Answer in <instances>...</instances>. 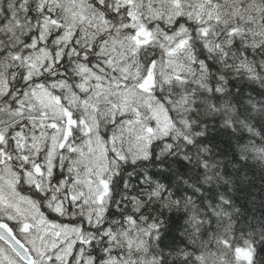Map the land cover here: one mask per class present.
<instances>
[{
  "label": "trees",
  "instance_id": "16d2710c",
  "mask_svg": "<svg viewBox=\"0 0 264 264\" xmlns=\"http://www.w3.org/2000/svg\"><path fill=\"white\" fill-rule=\"evenodd\" d=\"M88 2L91 17L104 13L128 33L137 31L130 26V7H117L114 0ZM219 2L221 17L205 23L183 16L157 21L169 33L189 30L188 48L198 69L170 82L157 77L153 83L150 92L165 103L173 128L151 144L148 157L117 156L111 144L115 125L100 114L101 133L116 163L106 212L89 222L81 202H72L77 164L72 148L83 141L87 126L80 110L68 105L66 91L79 90L86 77L83 67L104 64L99 54L109 34L86 39L79 24L71 42L58 44L65 28L71 30L58 1L0 0V80L8 86L7 93H0V122L7 123L0 142L5 162L20 174L36 163L43 172L48 168L47 144L40 151L41 163L33 155L40 128L30 117L10 119L28 110L24 99L31 89L50 86L78 122L63 136L51 176L33 185L23 178L20 189L51 214L62 200L69 219L82 227L85 256L97 264L117 258L123 264H264V0ZM47 20L53 22L48 31ZM144 22L149 31L157 26ZM158 41L137 46L133 61L142 73L165 54ZM37 43L51 50L55 60L48 70L30 75ZM20 133L25 150L19 146ZM127 232L130 237L138 233L144 245L132 246L123 237ZM241 249L251 255L241 257Z\"/></svg>",
  "mask_w": 264,
  "mask_h": 264
},
{
  "label": "rangeland",
  "instance_id": "374dc122",
  "mask_svg": "<svg viewBox=\"0 0 264 264\" xmlns=\"http://www.w3.org/2000/svg\"><path fill=\"white\" fill-rule=\"evenodd\" d=\"M55 1L63 6L71 27V30L65 28L67 30L58 38V44L64 40L67 44L71 42L73 31L79 24H83L86 39L95 40L94 37L99 32L109 34L105 35V38H109L101 46L99 54L101 61L102 57L104 58V64L98 62L96 67H83L86 77L84 82L78 85L79 90L68 88L66 91L69 94L68 105L74 110H80L78 114L83 115L79 118L87 126L83 141L72 148L74 159L77 160V164L73 163V172L76 175L72 188L75 200L72 202H81L80 206L85 210L87 220L92 222L95 218L100 220L106 212L111 177L116 163V158L110 156L108 141L101 133L100 114H104L115 125L111 144L117 156L133 160L148 157L151 144L167 136L173 128L172 118L165 103L150 92L153 83L157 77L170 82L182 74L192 75V72L198 69L192 50L188 48L189 30L181 27L177 33H169L157 21L170 23L183 16L205 23L208 19L221 17L224 9L219 0H114L117 7H130V26L137 31L128 33L126 27H120L116 22L110 23L104 13L101 15L95 12V16L91 17L92 6L88 0ZM227 8L229 7L226 6L225 10ZM145 20H151L157 26L149 31ZM51 25L53 22L47 20L45 29L48 31ZM154 39L159 40V47L164 48L165 54L160 57L158 63L154 62L148 67L146 73H142L141 67L133 61L135 50L138 45L148 44ZM37 46L39 49L30 55V75L42 73L49 63L55 60L51 50L39 43L34 45V48ZM6 84L7 81L0 80V93H7ZM64 86L63 83H60L59 87L56 85L58 89ZM24 100L28 110H18L16 117L10 121L30 117L33 126L40 128L39 133L42 135L35 141L33 155L41 163L40 151L47 144L48 168L43 172L41 165L33 162V170L24 167L23 173L20 174L13 166H6L0 176V216L10 218L9 222L16 223L18 232L25 241L33 249L45 253L48 247L65 243L67 237L75 233L73 230H62V238L57 240V234L49 228L39 204L24 195L20 183L24 178L25 182L36 184L42 177L48 179L51 176L52 161L55 160L59 147L63 145V136L70 132V127L78 122V119H75V111L67 109L50 86L43 85L31 89ZM19 139L20 149L25 150V135L20 133ZM65 161H69L68 156H65ZM137 235L135 232L130 237L127 232L123 237L132 246L140 248V245L144 244ZM69 246L72 247L71 244ZM239 255L248 258L251 253L248 249H241ZM15 258L9 248L0 246V264H5L6 260L15 263ZM86 264H93V261L88 259ZM105 264H123V261L117 258L108 260Z\"/></svg>",
  "mask_w": 264,
  "mask_h": 264
},
{
  "label": "flooded vegetation",
  "instance_id": "af4514ba",
  "mask_svg": "<svg viewBox=\"0 0 264 264\" xmlns=\"http://www.w3.org/2000/svg\"><path fill=\"white\" fill-rule=\"evenodd\" d=\"M6 124L7 123H5V121H3V123L0 122V142L4 140V135H3L4 132L2 127H5ZM5 157H6L5 149L0 147V176L2 175V171L4 170V168L7 166L5 162ZM24 195L32 198L35 201V203L39 204L40 206L39 208L42 214L45 216V218L48 221L49 228L56 232L57 240H60L62 238V230H78L82 228L79 224H76L75 222H72V220L69 219L68 217L69 215H67L68 210H66L67 207L63 205L62 200L58 201L57 206L55 207V209L51 214L50 211H48L45 206L40 205V203H38L33 196L27 195L26 192H24ZM0 218H4V217L0 216ZM11 226L13 228V225ZM70 244L72 245V247L69 246ZM0 246L3 248L10 249V247L2 240H0ZM33 251L35 254V259L30 264H86V261H88V259L93 261V264H97L93 257L84 256L85 252L83 250V245L80 243V236L79 234L76 233L74 235H69L65 243H62L60 245L54 244L48 247L45 253H42L41 251L35 249H33ZM5 264H28V263L24 262L20 257L16 256L15 263H10L6 260Z\"/></svg>",
  "mask_w": 264,
  "mask_h": 264
},
{
  "label": "water",
  "instance_id": "95a60500",
  "mask_svg": "<svg viewBox=\"0 0 264 264\" xmlns=\"http://www.w3.org/2000/svg\"><path fill=\"white\" fill-rule=\"evenodd\" d=\"M0 239L6 242L12 250L26 263L34 261V255L30 247L17 236L10 224L0 219Z\"/></svg>",
  "mask_w": 264,
  "mask_h": 264
}]
</instances>
